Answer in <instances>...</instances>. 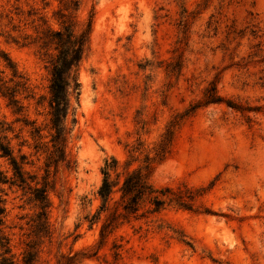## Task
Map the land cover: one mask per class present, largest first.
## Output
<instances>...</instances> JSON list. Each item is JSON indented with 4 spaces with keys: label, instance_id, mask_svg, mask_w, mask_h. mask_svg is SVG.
Instances as JSON below:
<instances>
[{
    "label": "rangeland",
    "instance_id": "obj_1",
    "mask_svg": "<svg viewBox=\"0 0 264 264\" xmlns=\"http://www.w3.org/2000/svg\"><path fill=\"white\" fill-rule=\"evenodd\" d=\"M62 22L90 30L32 264H264V0H0V83H23L19 112L0 93V143L38 180L55 53L38 36ZM213 91L220 100L204 103ZM145 154L152 187L187 206L119 217L101 236L114 204L99 210L104 161L142 166ZM0 172L11 175L1 155ZM0 189L1 233L22 264L37 208L20 188Z\"/></svg>",
    "mask_w": 264,
    "mask_h": 264
},
{
    "label": "trees",
    "instance_id": "obj_2",
    "mask_svg": "<svg viewBox=\"0 0 264 264\" xmlns=\"http://www.w3.org/2000/svg\"><path fill=\"white\" fill-rule=\"evenodd\" d=\"M76 5V4H75ZM90 30V23L87 24L84 31L75 33L72 24H61V27L52 30L46 29L38 36L41 47L44 49L52 48L55 53L49 54L50 64V84L48 100L49 106V128L51 149L47 150L45 163V174L40 180L34 174H29L22 168V162L25 159L23 154L19 155L21 161H17L12 155L10 148L0 143V155L6 157L11 165V175L8 177L0 172V185L7 184L20 188L24 194H28V199L32 201L37 208L35 216L31 219L35 240L26 244L27 248L22 252V264H32L37 255V239L48 233L47 208L49 201L47 190L49 187L48 171L50 166L56 167L59 161L65 158V127L64 121L70 107V95L75 93L77 88L76 72L80 60L84 54L85 46ZM23 89V83L19 80L14 82V86H6L4 82L0 83V93L7 97L9 104L14 105L15 112L22 108L18 105L15 93ZM214 90V88H212ZM220 100V97L214 95V91L209 93L204 103ZM39 129L33 127L32 134L38 136ZM166 141H162L160 150L155 153L157 160L163 157V153L171 140V131L167 132ZM35 148H39L35 145ZM145 154L143 156V165L131 167V160H124L122 164L116 158L110 157L104 161L101 168L102 180L97 189V195L101 199L99 210L107 209V203L113 201V208L109 214V220L102 224L101 236L108 231L109 226L119 217L143 215L145 212L157 211L161 209L166 202L175 201L180 206H187L180 195L170 191L168 187L154 188L148 181L152 170V160ZM1 192V189H0ZM117 195V199H114ZM147 202L150 208L143 210L144 202ZM3 199L0 196V214L3 213ZM2 218H0V226ZM9 240L1 233L0 228V264H15L12 256L8 255Z\"/></svg>",
    "mask_w": 264,
    "mask_h": 264
}]
</instances>
